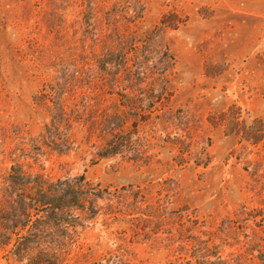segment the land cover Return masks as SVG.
Masks as SVG:
<instances>
[{"label":"rangeland","instance_id":"rangeland-1","mask_svg":"<svg viewBox=\"0 0 264 264\" xmlns=\"http://www.w3.org/2000/svg\"><path fill=\"white\" fill-rule=\"evenodd\" d=\"M257 118L264 0H0V264H264Z\"/></svg>","mask_w":264,"mask_h":264},{"label":"trees","instance_id":"trees-1","mask_svg":"<svg viewBox=\"0 0 264 264\" xmlns=\"http://www.w3.org/2000/svg\"><path fill=\"white\" fill-rule=\"evenodd\" d=\"M236 132L240 134L244 139L252 142V143H259L264 141V121L262 118L255 119L254 123L251 125H248L246 122H242V127L239 129H236ZM59 192L54 187L50 188L49 194L45 192L40 193V202H42L44 205H48L49 207H58L59 199L58 196H56L55 192ZM64 191V190H63ZM62 191V192H63ZM53 193V194H52ZM52 194V195H51ZM48 196H53L49 199ZM192 264V263H190ZM194 264V263H193ZM196 264H220L216 262L211 263H205L204 261H198ZM223 264H225L223 262Z\"/></svg>","mask_w":264,"mask_h":264}]
</instances>
